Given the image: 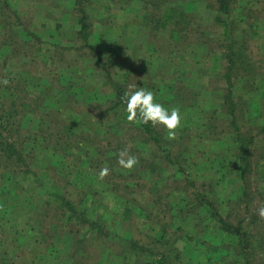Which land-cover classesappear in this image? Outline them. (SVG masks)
<instances>
[{"label": "rangeland", "instance_id": "rangeland-1", "mask_svg": "<svg viewBox=\"0 0 264 264\" xmlns=\"http://www.w3.org/2000/svg\"><path fill=\"white\" fill-rule=\"evenodd\" d=\"M130 85L174 137L127 120ZM0 115V264H264V0H0Z\"/></svg>", "mask_w": 264, "mask_h": 264}, {"label": "clouds", "instance_id": "clouds-1", "mask_svg": "<svg viewBox=\"0 0 264 264\" xmlns=\"http://www.w3.org/2000/svg\"><path fill=\"white\" fill-rule=\"evenodd\" d=\"M129 91L125 93L127 120L137 124L162 125L167 129V135L172 138L176 135V130L181 126L182 115L179 107L168 108L156 99L154 91L143 86H129ZM118 163L122 168L132 169L138 163V158L128 150L122 149L119 152ZM109 169L102 168L100 176L107 175ZM259 214L264 216V208L259 209Z\"/></svg>", "mask_w": 264, "mask_h": 264}, {"label": "trees", "instance_id": "trees-1", "mask_svg": "<svg viewBox=\"0 0 264 264\" xmlns=\"http://www.w3.org/2000/svg\"><path fill=\"white\" fill-rule=\"evenodd\" d=\"M223 4L227 8L225 10V13H230L229 12V10H230L229 9V6L230 5H227L228 2H224L223 1ZM175 17H176V12L175 13L172 12V14H168V15H165L164 16V18H165L166 21L168 19H173ZM179 17L182 18V19L184 18L185 20H187V16L184 15V13L180 14ZM82 22H83V28H82V31L81 32L82 33H87V24L85 23V19ZM163 24H166V23L164 22ZM224 34L227 35L229 37L230 41H231V45L228 46L229 47L228 48L229 49L228 57H229V61H230V64H231L230 65L231 67H230L229 71H233L236 68H240L241 67V62L244 63L246 61V57H247V43H244V42H246L247 40H243V37H242V40L241 39H235L233 41V37L230 36L229 26L226 25V24H225ZM118 91H119V99H120V101H122L124 103V101H125L124 97L125 96L122 94V91L120 90V88H119ZM7 115H9V113H7ZM8 124L9 123L6 120V117L4 115H0V140L3 139L2 131H4V129H5L4 128V125H8ZM149 124H142V125H143L144 128H146L145 130H146L147 133H153V130L149 126ZM155 140L158 141L159 139L157 137H155ZM3 145L7 147L8 152H11V154L12 153L17 154L19 156V160H22L21 159L22 156H21L20 152L15 149L16 148V145L14 143H4ZM2 149H4V148H1V150ZM9 156H11V155H9ZM201 203H204V205L206 206L208 212H211V214H214L215 216H218V214L215 213L216 212V208L213 206V204L207 203L206 201L205 202L204 201H201ZM143 251L150 252L152 250L147 249V248H143ZM139 256L140 257L143 256V253H139ZM6 257H7V254L5 253V256L3 257L4 258V261H9V259L7 260ZM168 258H169V256L167 255V253H165V254H163V253H157V254L154 255L155 264H169ZM1 260L3 261V259H1Z\"/></svg>", "mask_w": 264, "mask_h": 264}]
</instances>
